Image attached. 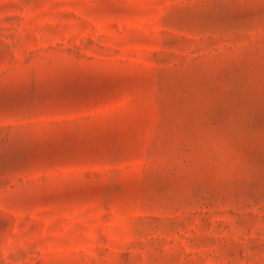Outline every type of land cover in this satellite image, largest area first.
Wrapping results in <instances>:
<instances>
[{
	"label": "rangeland",
	"instance_id": "obj_1",
	"mask_svg": "<svg viewBox=\"0 0 264 264\" xmlns=\"http://www.w3.org/2000/svg\"><path fill=\"white\" fill-rule=\"evenodd\" d=\"M0 264H264V0H0Z\"/></svg>",
	"mask_w": 264,
	"mask_h": 264
}]
</instances>
